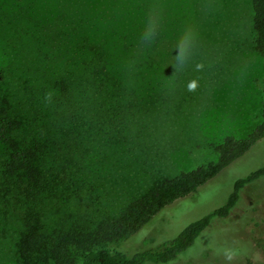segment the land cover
<instances>
[{"label": "rangeland", "instance_id": "obj_1", "mask_svg": "<svg viewBox=\"0 0 264 264\" xmlns=\"http://www.w3.org/2000/svg\"><path fill=\"white\" fill-rule=\"evenodd\" d=\"M252 15L251 0H0V101L10 112L49 114L57 74L83 66V52L74 54L83 39L104 49L135 105L115 142L85 138L72 143L70 156L64 151L51 172L59 173L55 194L42 207L46 229L93 228L154 183L215 162L225 137H248L264 103ZM263 165L264 137L196 194L106 248L130 254L175 238ZM238 196L228 216L213 218L191 247L163 264L264 263V176ZM7 216L0 215V264H18L20 226ZM249 248L254 261L245 256ZM74 264H83L81 256Z\"/></svg>", "mask_w": 264, "mask_h": 264}, {"label": "trees", "instance_id": "obj_2", "mask_svg": "<svg viewBox=\"0 0 264 264\" xmlns=\"http://www.w3.org/2000/svg\"><path fill=\"white\" fill-rule=\"evenodd\" d=\"M251 5L254 50L264 57V0H251ZM146 39L140 38L139 43ZM81 42L74 54L83 52V66L73 64V70L57 74L52 83L59 96L53 95L46 103L52 108L49 114L34 111L23 118L0 101V215L15 217L20 226L14 244L18 264H74L78 255L83 264L168 263L191 247L213 218L228 216L239 191L264 176V165L237 179L224 203L190 222L175 238L130 254L106 246L137 232L175 201L196 194L263 138L264 103L262 122L244 139L225 137L215 146V162L154 183L119 214L106 215L93 228L50 231L43 226L42 207L55 194L59 173L51 172L58 170L62 157L70 156L72 143L82 145V139L91 137L115 142L126 132L135 108L133 97L118 80L120 72L104 49L96 42ZM247 253L245 256L254 261L255 253L250 248Z\"/></svg>", "mask_w": 264, "mask_h": 264}]
</instances>
